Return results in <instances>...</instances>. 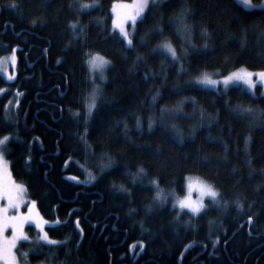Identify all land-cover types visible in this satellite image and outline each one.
Masks as SVG:
<instances>
[{"label":"trees","instance_id":"obj_1","mask_svg":"<svg viewBox=\"0 0 264 264\" xmlns=\"http://www.w3.org/2000/svg\"><path fill=\"white\" fill-rule=\"evenodd\" d=\"M95 1L96 7L81 10L75 0H0V56L13 49L16 55L13 80L0 74V138L10 135L12 177L26 186L45 220L61 221L46 226L50 238L66 241L30 254L31 263L264 264V118L250 129L252 118L232 110L264 109V94L259 86L249 92L240 85L217 90L189 84L203 70H264V7L158 0L137 20L135 47L127 48L112 28L117 0ZM185 4L192 9L195 50L172 22ZM165 39L178 53L188 48L187 56L174 62L154 53ZM92 53L110 63L86 131L92 84L86 59ZM137 55L143 59L137 62ZM190 175L212 185L219 206L208 199L190 215L168 198L154 199L151 181L165 193L183 194ZM27 229L32 233V226Z\"/></svg>","mask_w":264,"mask_h":264},{"label":"snow or ice","instance_id":"obj_2","mask_svg":"<svg viewBox=\"0 0 264 264\" xmlns=\"http://www.w3.org/2000/svg\"><path fill=\"white\" fill-rule=\"evenodd\" d=\"M243 4L248 7H259L253 6L249 4V0H242ZM158 0H135L132 5L126 4H116L114 3L112 12H113V28L119 30L120 36L123 38V42L126 43L127 48H133L134 45V35L130 34L127 30L126 25L130 21L132 26L134 27L137 23V19L141 17L145 10L149 8V5L156 6ZM95 0L92 4H81L80 9L83 10L85 8H94L96 7ZM12 7H16L15 3L12 4ZM192 14V9L188 7L186 4L183 6L178 14L175 15L172 22L176 25V31L179 33L184 40L191 46L193 50H195V45L191 43V30L192 25L188 23V18ZM35 23V21H33ZM71 28L75 30L77 28V23L71 24ZM84 28L80 29V32H83ZM156 31V29H153ZM201 34L203 36L208 35V30L206 27L201 28ZM144 38H141V42H143ZM204 47H207L205 43ZM154 53L164 54L166 58H170L172 61H179L181 60L182 56L186 57L188 54V48H181L179 53L178 50L172 45V43L165 39L162 43L157 45L156 48L152 50ZM15 52V49H13ZM13 61H15V56L12 57ZM143 58L139 55L136 57V61H141ZM227 59V58H226ZM110 63L109 61L105 60L103 57L99 56L98 54H94L91 56L89 60L90 67L92 69L101 70L104 68L105 65ZM181 71H184L183 64H181ZM214 75H222L219 72L216 73H207L203 72L200 73L195 80H190L189 84L200 85L204 87H212L217 88L219 84H223L225 88H227L230 84L234 82H242L244 85L247 86L248 89H255L256 88V80L253 79L255 76L257 80L261 83H264V70L258 72H251L247 70V68L241 67L237 71L230 72L228 75L222 76L221 80L214 79ZM145 78L147 79V73L145 74ZM11 79V77H9ZM101 81L103 82L107 77L101 74L100 77ZM93 83L95 81L93 80ZM97 89H99V85L93 90V93L90 97V100L86 106V112L84 115L85 126L87 131V124L90 118L93 115V110L97 108ZM218 90V89H217ZM3 91V89H0ZM159 96V91L153 95L152 100L153 103L157 100ZM186 100L192 99L191 97H185ZM194 102V101H193ZM181 104L183 101L180 102ZM7 107V106H5ZM180 110L179 108L177 109ZM238 115H248L252 119L249 122L248 127L251 129L256 125L258 120L264 118V109L257 110L253 107H244L242 105H237L232 109ZM165 109H161V116L164 117ZM77 117H79V112L74 113ZM203 116V114H202ZM154 121L152 118H149L148 128L149 131L153 128ZM141 125L140 118L137 117V128ZM172 128L176 126L173 124L171 125ZM127 128V124H125V129ZM183 137H179V142L183 143ZM9 140L8 136L3 137L0 139V264H28V257L30 254L39 255L42 253L43 248L45 246H56L66 243V241H58L55 239L50 238L48 231L45 230V225L49 223V221L45 220L43 216L36 211V201L32 200L25 204V194L27 192V188L24 184L16 183L12 177L10 172H8L5 162H4V152L3 146L6 145V142ZM251 142V137H245L244 139V147L245 152L248 150V146ZM223 143V142H222ZM224 151L227 153L228 146L226 143H223ZM161 149L157 146L156 154L159 155ZM103 155H107L106 153ZM30 159V158H29ZM226 159V156H225ZM111 160V157H109ZM249 165L251 164V160L248 161ZM109 165H104L103 167H109ZM103 170V168H102ZM144 174V169H139L137 175L142 176ZM89 180H95L96 177L92 176L89 173ZM72 180H77L78 178L73 176L71 177ZM189 179L190 178H187ZM135 180V177H134ZM151 183L158 187V184L155 180L151 181ZM193 183L189 182L188 189L189 193L193 188ZM195 186L198 188L201 197L204 195H208L212 197L213 201L219 206V199L218 193L214 190L211 185H206L198 180L195 182ZM120 190L127 191L123 188V185L120 186ZM156 200H160L164 203L167 202L166 197H162L159 192L156 193L154 197ZM180 209H189L193 214L200 213L201 210L204 208V204L201 201H193L191 199L190 194L186 196L184 199H180L177 201ZM25 205L27 207V212L21 211V206ZM227 202H225V206ZM175 207V204H174ZM236 207L238 209H242V205L239 201L236 202ZM14 212L15 214H10ZM179 217V214L177 218ZM251 217H249V221L251 222ZM34 224L37 231V236L35 240L30 241L31 246L28 250L21 252L20 251V242L22 241H29L30 237L25 231L26 224ZM53 225H58L61 223L59 219L51 222ZM211 223V222H210ZM79 222H77L76 227L79 228ZM10 231L11 235H6V233ZM218 239L213 241V246L218 243ZM143 247V244L140 245Z\"/></svg>","mask_w":264,"mask_h":264},{"label":"rangeland","instance_id":"obj_3","mask_svg":"<svg viewBox=\"0 0 264 264\" xmlns=\"http://www.w3.org/2000/svg\"><path fill=\"white\" fill-rule=\"evenodd\" d=\"M237 1L240 2L242 5H244L243 2H242V0H237ZM75 2H76V4H77V6L80 8V5H81V4H89V5H90V4H92L94 1L75 0ZM134 2H135V0H117V1H115L114 3H116V4L132 5ZM95 3H96V1H95ZM114 3H113L112 6H111L112 20H113V15H114L113 12H112V8H113ZM249 4H250V5H253V6H257V5H258L259 7H264V0H260V1L249 0ZM244 6L247 7V8H255V7H248V6H246V5H244ZM85 9H89V8H85ZM141 17H142V16H141ZM141 17H139V18H141ZM139 18H138V19H139ZM138 19H137V20H138ZM126 27H127V30L129 31V33L132 34L133 26H132V24H131L130 21L128 22V24L126 25ZM112 28H113V24H112ZM113 29H114V28H113ZM114 30L117 31V33L119 34V30H118V29H114ZM119 35H120V34H119ZM94 54H98V53H92V54L86 59V64H87V67H88V71H89V73H90V79H91V83H92V84H91V91H90V93L87 95L86 106H87L88 101L90 100V97H91V95H92V93H93V90H94V89L96 88V86L99 85V83L101 82V79H100L101 74H103V76H105V75H104V74H105V67L107 66V65H105L104 68L101 69V70L92 69V68L90 67L89 60H90L91 56L94 55ZM98 55L101 56V57H103L105 60H107L104 56H102V55H100V54H98ZM13 56H15V61H13V59H12ZM107 61H108V60H107ZM15 65H16V55H15V52L12 51V52H10V53H8V54H5V55L0 56V74H1L6 80H8V81L13 80L14 75H15ZM241 67H243V66H241ZM241 67H237V68H235V69H232V70H230L229 72L224 73V74L221 73L222 75H214L213 78H214V79H217V80H221V79H222V76L228 75L230 72L237 71V70L240 69ZM244 68H246V67H244ZM247 70H249V71H251V72H253V73L258 72V71H261V70H251V69H248V68H247ZM203 72H207V73H216V72H219V71H218V70H203V71L197 73L196 75L192 76V77H191V80H195V79L197 78V76H198L200 73H203ZM219 73H220V72H219ZM9 77H11V79H9ZM253 79L257 81V82H256V86H259V87H260V91H261V93L264 94V83H261L259 80H257V78H256L255 76L253 77ZM93 80L95 81V83H93ZM230 85H240V86H242L243 88H245V89H246L247 91H249V92H255V91H256V88H255V89H248L247 86L244 85L242 82H234V83H232V84H230ZM230 85H229V86H230ZM199 86H200V85H199ZM203 87H204V86H203ZM207 88H212V87H207ZM220 88H221V89H225V86L221 83V84H219V85L217 86V88H213V89H220ZM0 93H1V91H0ZM6 136H8V137L10 138V135H6ZM3 137H5V136H3ZM3 137H1L0 139H2ZM6 143H7V142H6ZM3 152H4V162H5V166H6L7 170H8V172H10L9 162H8V159L6 158V145L3 146ZM10 174H11V172H10ZM11 177H12V174H11ZM187 178H190V180H189V179H186V183H185V187H184V192H183V194H177V193L174 192L173 190H171L169 193H165V192H164V189H162L161 187H159V185H158V187L155 186L156 193L159 192L160 195H161L162 197H166V198L170 199L172 205L174 206V204H175V207H176L178 210H180V211H187L190 215H197L198 213H197V214H193V213H192L189 209H187V208H185V209H180L178 203H176V202L179 201L180 199H184L186 196H188V195L190 194L191 199H192L193 201H201V202L204 204V207L206 206V203H207V200H208V199H210V200L213 202L212 204H215L214 201H213V199H212V197H210V196H208V195H204L203 197H201L198 188L195 186V182H196L197 180H198L199 182H202V183L206 184V185H211V184H209L207 181H205L204 179H202V178H200V177H198V176L190 175V176H188ZM12 179H13L16 183H18V184H22L21 182L16 181L13 177H12ZM189 182H192L193 185H194L190 193H189V189H188V184H189ZM211 186H212V185H211ZM32 200H33V199L29 198V197L27 196V194H25V204H27L29 201H32ZM203 209H204V208H203ZM203 209H202V210H203ZM21 211H22V212H27V207H26L25 205H22V206H21ZM36 211H38V209H37V205H36ZM10 214H15V213L12 212V213H10ZM39 214H40V213H39ZM50 224H52V223L49 221V223L46 224V225L44 226V227H45V230H46V226H47V225H50ZM27 226H32V229H31V232H32V233H30V231L27 229ZM25 231L27 232V234H28L29 237H30L29 242L32 241V240H35V239H36L37 231H38V230L35 228V225H34V224H31V223L26 224V225H25ZM6 235H9V236H10V235H11V232L8 231V232L6 233ZM22 242H23V241H22ZM20 243H21V242H20ZM30 246H31V243H29L28 247H26L25 249H20V251H21V252L26 251V250H28V248H29ZM28 264H32L31 261H30V259H29V257H28Z\"/></svg>","mask_w":264,"mask_h":264}]
</instances>
